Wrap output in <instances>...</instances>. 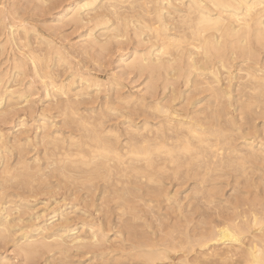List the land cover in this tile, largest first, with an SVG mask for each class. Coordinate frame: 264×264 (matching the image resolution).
I'll use <instances>...</instances> for the list:
<instances>
[{"label": "rangeland", "instance_id": "obj_1", "mask_svg": "<svg viewBox=\"0 0 264 264\" xmlns=\"http://www.w3.org/2000/svg\"><path fill=\"white\" fill-rule=\"evenodd\" d=\"M51 1L52 0H0V94H2L4 97L2 100L3 104H0V221L2 222L3 220L2 223L4 224L7 222V225L5 224L6 227H1L2 224H0V264H97V262L98 264H139L141 258L137 255V253L139 252V248L137 249V247H139V243L141 244V242H145L148 240L147 242L150 243L154 242L155 240L156 242L158 241L159 243H162L163 238L167 237L169 231V234H172L173 236L178 238L184 235V231H188L190 235H194L195 232L199 234L207 232L208 234V232H210L212 228L217 230L219 229V227L221 228L225 223H231L229 220H234V223L241 225L245 223V225L248 226V229H246L242 233V244H232V246L230 247L234 251L233 258L228 260L224 259L226 260L224 261L220 258L222 256L218 255L220 256L218 257L215 252L219 251L218 253L221 254V251L227 250V245H220V248H217V244L213 241L209 242L206 247L202 248L195 243L196 245L194 246V251H188L187 248L194 243H186L187 246H184L185 243L183 242V240L186 242L187 239H185V236H183L184 239H175L178 240L176 242H180L183 239L180 243L184 246V248L182 250L179 249L176 251L170 250V253H167L168 258H161L159 260H156L155 264H244V258L242 257V255H240V253H242L247 248V244H249L253 239L254 241L256 239L255 242H259L260 240L259 243L257 242L258 244H261V242L262 244H264V242L262 241L264 236V223L262 222L263 224H261L260 226L259 224L258 226H254L253 223L254 216H259V218L264 217V99H262L264 98V94L262 95L259 90L255 89V87H251L252 79L250 77L248 78V75L246 74H249L250 72H256L258 73L257 75L260 74V76L264 77V40L261 39V41L256 38L257 40H259L257 41L254 39V37V40L251 37L252 54L245 59L247 61H243L244 58L241 54L243 49L239 48L236 51V47L230 46V48L228 43L227 49L224 48L226 52H224L223 50L224 53H222V56L225 54V56L228 57L229 55V60L225 56L224 58L226 59V64H230L226 66L225 69L222 68L221 64H216L215 70L217 71L216 73L219 74L218 76L220 77V81L214 82L212 74L209 71H206V69L202 74L199 73V71H201L200 69H198V71H193V68L190 69V64L193 63V61L191 60L194 55V59H197L199 57L202 58L200 61H197L200 58L196 60L198 65L201 61L203 65L205 63L203 62V56L198 53V50L196 48L192 47L193 44H191L190 42L189 45L191 46L189 47V45H187V43H189V41L191 40H188L191 34L187 31L188 38L186 39L188 41H185V39L183 41L185 45H182L183 43L180 44L182 47L184 46V48L181 47L182 49H186L184 53H182L181 58L179 56L180 52H178L181 48L177 51L175 49L177 47L173 46V50H171L172 47L170 48L171 53L173 52V55L166 54L165 56L168 59L175 60V58L173 59L171 56L176 55L178 52V60L175 61L176 63L173 62L171 67L170 65L168 67L165 65V69L160 68L156 71H150L151 68L149 69V67H146L145 63H143L144 65H141V58L138 59V57H144L143 54H146L145 57H147V53L149 56V49L152 47V45H155V43L159 44L160 41L156 37H154V34H156L155 32L149 30V28L144 26V24L147 25V23L153 24V22L150 21L151 19H149V17L153 15L150 16L145 7L142 8L144 12H139V7H141V5H137L139 4L138 0H53V3ZM85 1L86 3L91 4L85 8L80 9V5L85 3ZM149 1L150 3L154 2V0ZM156 1H158V4L160 3L161 5L162 0ZM164 1L166 0H163V2ZM173 1L175 2L176 6L174 5V3H172L173 5H169L172 0H167L166 2H164L165 4L162 2V5H165L164 13L167 15L165 17L166 21L167 19H169L171 22H169V20L167 22H169L171 26L173 25V28L175 29V26L178 23L180 24V21L182 20V18L177 17V14L179 13L180 16V14L183 15V12H186V15H188V12H193V10L189 9V3L191 4V0H179V2H177L178 0ZM113 3H115V6L117 4V12H119L120 14L123 13V15H121L123 18L122 20H119L112 12L113 9L109 4ZM132 3H134L133 7L131 5ZM176 3H179L181 5V10ZM78 4L80 5L78 6ZM186 4L189 6H187L186 9H183L186 7ZM136 5L138 10L135 9ZM153 6L156 7V4L153 3ZM78 7L80 8L78 9ZM166 7H168L167 9L169 11L166 9ZM174 7H177L176 10ZM107 8L109 9V11H106ZM76 10L80 14V17L79 14L74 16ZM105 13L108 15L106 16L108 18L106 19V21L108 22L105 25L101 24L96 27V22L94 21L95 18L93 17ZM134 13H136L137 15ZM139 13H142V16ZM125 14L127 17H124ZM129 15L130 17L132 16L131 19L129 18ZM133 15L136 17H134ZM139 15L144 19V21H146H143V23L140 22L139 18L141 17H139ZM170 15L172 16L168 18V16ZM192 15L194 16V14ZM137 16L139 17V21L137 19ZM9 17L12 20H10ZM78 17L80 18V21ZM124 18H126V20ZM142 18L141 21L143 20ZM173 18L176 20V22L177 18H179L180 20L178 19L179 22L176 24ZM118 21L121 23L120 25L118 24ZM126 22L128 23V25H126ZM179 24L178 26L180 27ZM117 25H119V30H113V26L117 27ZM139 26L141 27V31H139ZM144 27L147 29H145ZM92 28H94V31L92 30ZM176 28L177 29H175V32L174 30H171V32L169 33H175L176 36L179 37L183 36L184 32H178L179 29L182 30V27L178 28L176 26ZM209 31L210 33H208ZM209 31H206V34H212L211 31H213V33L217 32L215 31V29H211ZM114 34H116V36ZM178 34H180L181 36ZM94 38L96 40H94ZM155 38L157 39V41H155ZM229 40L233 41L234 39L230 38ZM105 42H107L109 46L106 45L107 43L105 44ZM232 48L234 52H231ZM174 49L176 50V53ZM191 49L194 52L191 51ZM187 50L193 52L192 55L190 54V57L188 54L189 51ZM235 51L237 53H235ZM197 53L199 55H196ZM233 53L236 55H234ZM185 54L186 56H188L186 57ZM237 54L239 55L237 56ZM175 57L177 58V56ZM233 57H235V59H233L235 61L231 60ZM40 58L44 60H41ZM136 58L138 59V61L140 60L139 62L142 68H139L141 66H138V61L137 63H135L136 61L134 60ZM242 62L244 64H242ZM166 64L168 65V63ZM41 65H43L44 68ZM251 69L254 70L252 71ZM190 72L192 73L190 74ZM199 75L204 76L201 77ZM229 78H231V81H229ZM189 79H191L192 82ZM73 80L76 83H73ZM246 81L251 83V86H249V83H247ZM209 82H211V84H209ZM230 83L233 84L232 87H229ZM200 84H202V86L204 87H201ZM207 84H209V86ZM53 85H56L58 88L63 87L64 89L62 88V90L60 91L67 92L61 93L60 91H57V87H53ZM218 90L220 91L218 92ZM4 91L7 92L5 93ZM257 91L259 93H257ZM211 94L213 98L215 97L214 99L211 97ZM74 100L79 101L77 103ZM242 101L247 106L244 105ZM68 102L71 105L73 103V108L66 109L64 107V104H67ZM159 103L162 105L160 106L163 107V110L169 112L168 116L167 113L165 114L162 112L161 114V112L158 111L156 105H158ZM209 109H211L213 112ZM215 109H220L221 111ZM173 112L175 114V117ZM198 112L200 114H197ZM218 112L221 115L216 114ZM184 113L186 118H184ZM214 113L216 114V116ZM211 115L212 117L214 115L216 118L213 117V119ZM80 116H82V118ZM218 116L222 118H219ZM179 117L181 119H179ZM188 117L189 121L192 118H195L196 121L195 119L191 121L197 123L202 122L200 123L202 125L206 119L207 121L204 122V124L207 125V123H209L210 125L208 124L207 127L206 125H204V127L208 128L209 126L210 128L213 124H215L216 129L221 126L220 129L223 128L222 131L224 133L227 132V135H225L228 142H226L222 138L221 143L220 141H218L220 144L218 143L219 146L217 145L218 147L216 148L217 152L219 153H217L218 156L214 158V162L218 166L217 168H213L210 170L209 166L207 167V165L200 163H197L198 165L196 164L193 167L183 165L179 168L180 171L177 174L173 169H171L170 164H168V167H164L161 163V159H159L157 160V162H159L158 164L161 163L160 166H162L164 169H162L163 171L161 170V173L163 174L160 176L158 171V177L155 175V180L153 179L151 182H149L151 179L148 177L146 171H137L138 175H142V177H139L135 172L136 170L133 169V172L132 167L127 164V170L125 169L126 167L124 169L123 167H113L109 171L111 172L110 174L107 171V173L104 171H100L90 174L91 176L95 174V177H91L90 175L86 176L87 173H85V171H82L83 173H85V175H83L86 176V178L88 177V181L86 178V180H84V177L81 179L82 176L80 177L79 174L82 172H77L80 170H72L69 172L64 171L65 173L59 171L60 167L58 168V166L60 165V161L64 159L65 156H70L71 154V156L69 157L70 159H80V154L74 155L79 149V146H76L77 143L84 144V146L82 145L84 149L85 146L89 148V146H87L86 144L89 142V144L94 146L95 142L92 140V138H90V135L86 130H84L83 134V128L85 129V126L90 127L91 125H93V122L98 124V122L100 123L101 121V123L98 124L101 128V130H99L103 134H107L106 137L108 136V139H114V141H116L118 145H120V149H122V147H125L128 144L130 145V143L139 141L142 139V137L144 138L145 136L151 140V143H156V140L158 142V136H172V134L174 135V129H169L168 125L172 126V128H174L175 126L176 128V119L188 121ZM206 117L209 118L207 119ZM174 118L176 120V123L172 122ZM164 119H166V121ZM169 119L172 120L170 121ZM197 120H199V122ZM173 124L175 125L173 126ZM78 128L80 129L78 130ZM166 128H168L167 133L165 130ZM142 129L143 131H141ZM162 129L164 131L161 132ZM163 132L164 134L162 135L161 133ZM45 133L47 136L45 135ZM48 134H51V136L48 137ZM211 137L213 138V141H215V138L213 136ZM230 138L232 140H230ZM49 140L52 142H48ZM74 140L75 143H73ZM68 141H70L71 143H68ZM232 143L234 144V146H232ZM249 143L254 146V148L258 152V155L260 154L259 158L257 160H247V163L245 159L239 161L240 158L245 156L246 153L251 150V148L249 150L250 146H247V144ZM129 145L126 147L128 148ZM56 147H58L59 150ZM234 147H236L235 149L239 151H235L236 154L235 152L232 153V150H230ZM230 153L232 155H236L233 157V159L235 158L234 161L230 165L222 163L220 159L224 160L225 162V158L228 159V155ZM45 154H47V156ZM22 155L24 157H22ZM44 155L46 157H44ZM59 156H61L62 158ZM56 160L57 162H55ZM27 163L29 164V167ZM57 163L59 165H56ZM142 163L144 164L145 161H142L139 164ZM217 163H219L220 165H218ZM24 167H27L26 169L31 168L28 169V172L26 171L27 176L28 174H31V176H28L29 178L24 174ZM121 168V171L123 172L120 171ZM85 170H88V167H85ZM115 171L117 174L115 173ZM148 171L149 170H147V172ZM119 172L121 178L118 175ZM106 174H108V176L110 177L106 176ZM23 175L27 179L23 177ZM78 175L80 178L78 177ZM32 176L34 179L31 178ZM76 177H78L79 179ZM203 177H205L204 181H202ZM24 179H26V182ZM88 182L89 184H87ZM159 184H161L160 187L162 189V194L160 193L161 198L159 197V195H156V198V196L151 192L150 188L153 189L155 186H157V188H160L158 187ZM30 187L33 190H30ZM121 187L122 189H124L123 194L120 193ZM124 187H127V189ZM123 191L121 190V192ZM117 193H120V196ZM121 196H124V198H122ZM119 197H121L122 200ZM109 198L113 199L110 200ZM1 207L3 211L1 210ZM197 207L198 209H195ZM1 213H3L4 216H7V218H5L3 214L1 215ZM179 220L181 221L179 222ZM65 222L67 223V226L63 225ZM61 225L64 227H62ZM115 226H117V228H115ZM48 227L50 228V230H47L49 229ZM90 227L93 228V233L92 231L89 233V231L91 230ZM259 227H261V230H258ZM119 228H121V230ZM133 228H135L136 232ZM200 228H202L201 232H199ZM132 229L133 231H131ZM61 230L65 231L62 232ZM174 230L176 231V233ZM25 231L27 232L24 233ZM44 231L45 233L43 234ZM10 233L11 235H9ZM56 233H59V235L61 234L60 239ZM253 233L255 236L253 235ZM68 235L72 236L70 237ZM197 237L198 234H195L194 238L196 239ZM257 237L259 239H257ZM77 238H79V241ZM81 238H84V240L82 239V241ZM27 239H30V241H28ZM40 240L42 243L40 242ZM190 240L192 242L195 241L192 239ZM80 242L82 245L80 244ZM28 243L29 246L31 245L30 243H32L34 247L32 245V247L27 246ZM40 244L43 246H41ZM48 244L49 247H47ZM237 246H239V248H237ZM213 247L217 248V250H214ZM213 250L215 252H213ZM209 252H212L216 256H212L211 253L209 254ZM50 256H52V258ZM117 256L118 259L116 258ZM188 256L190 257L188 258ZM195 256L197 258L196 260H194ZM58 258H60L61 260ZM188 259H190L192 262L190 263V260L188 261Z\"/></svg>", "mask_w": 264, "mask_h": 264}, {"label": "bare ground", "instance_id": "obj_2", "mask_svg": "<svg viewBox=\"0 0 264 264\" xmlns=\"http://www.w3.org/2000/svg\"><path fill=\"white\" fill-rule=\"evenodd\" d=\"M53 1V0H52ZM51 1V2H52ZM56 1V0H55ZM93 1H95V0H93ZM93 1H91V2H93ZM118 1H120V0H118ZM135 1H137V0H135ZM167 1V0H166ZM166 1H164V2H166ZM205 1V2H204ZM47 2H49V1H47ZM46 2V3H47ZM58 2V1H57ZM88 2H90V1H88ZM108 2V1H107ZM134 2V1H133ZM162 2H163V0L161 1V5H160V3L158 4V1H156V0H154V2L153 3H155L156 4V7H154L153 6V3H152V6H151V3H150V1L149 0H138V3L139 4H137V5H141V7H139L140 9V11L139 12H144L143 11V7H145L146 8V10H147V12H149V14H150V16L151 15H153V16H151V17H149V19H151L150 21H152L153 22V24H148L147 23V25H145L144 24V26H146L147 28H149V30H151V31H153V32H155L156 34H154L155 36L154 37H156L160 42H159V44L157 43H155V45H152V51H151V48L149 49V56H148V53H147V57H145V55L146 54H143L144 55V57L143 56H141V57H138L137 55H136V53H135V55L138 57V59L139 58H141L140 60H141V65L143 64V63H145V66L146 67H149V69H150V71L152 70V71H156L157 69H160V68H164L165 67V65L168 67L169 65H170V67L172 66V63L174 62V63H176L175 61L176 60H178V52H180V58H181V55H182V53H184V51L186 50V49H182V48H184V46L182 47L180 44H182L183 43V41L186 39V38H188V32L191 34V36H190V38H188V40H190L189 41V43H187V45H189L190 44V42H191V44H193L192 45V47L193 48H196L197 50H198V53L199 54H201L202 56H203V62L205 63L204 65L201 63H199V65L197 64V61H200L202 58H197V59H199V60H197V59H194V56H193V58H192V60L191 61H193V63L192 64H190L191 66H190V69H192L193 68V71L195 70V71H198V69H200L201 71H199V73L200 74H202L203 73V71L206 69V71H209L211 74H212V76H213V81L214 82H219L220 81V77L218 76L219 74H217L216 72V70H215V66H216V64L218 65V63L219 64H221V66H222V68L223 69H225V67L226 66H228L229 64L227 63L226 64V59L224 58V56H225V54L222 56V53H224V52H226L225 50H224V48H226L227 49V47H228V43H229V47L230 46H232V47H236V51H237V49H239V48H241V49H243V51L241 52V54H242V57L244 58L243 59V61H247V60H245L247 57H249V55H251L252 54V46H251V43H252V41H251V37H252V39H253V37H254V39L255 40H257V39H259V40H264V0H191V4L189 3V5H187L186 4V7L185 8H183V9H186L187 8V6H189V9L190 10H193V12H191V11H187L188 12V15H186V12H183V15H181L180 14V16H179V13L177 14L178 16L177 17H179V18H182V20L180 21V24L178 23L179 21H178V19L179 18H177V22H176V20L174 19V21H175V23L177 24H179L180 25V27L178 26V24L176 25L178 28H181L182 27V30L181 29H179V31L178 32H184L183 33V36H181L180 34H178V35H180L181 37H179V36H176V34L175 33H169V32H171V30L173 31L174 30V32L176 31L175 29H177L176 28V26H175V29L173 28V25L171 26V24L169 23V22H171L169 19H167V21L169 20V22H167L166 21V19H165V17L167 16L165 13H164V10H165V5H162ZM163 2V3H164ZM170 2V1H169ZM177 2H179V0L177 1ZM53 3V2H52ZM55 3V2H54ZM85 3H86V1H85ZM83 3V4H78V6L80 5V7H78V9L80 8V9H82V8H85V7H87V6H89L91 3ZM123 3H125V2H123ZM135 3V2H134ZM134 3H132L131 5H132V7L134 6ZM150 3V4H149ZM172 3H174V5H175V2L172 0V2L171 3H169V5L171 4V5H173ZM181 3V2H180ZM188 3V2H187ZM95 4V3H94ZM147 4H148V6H147ZM165 4V3H164ZM177 4V3H176ZM42 5H44V4H42ZM58 5V4H57ZM109 5H111V8L113 9L112 10V12L116 15V17L120 20H122L123 18H122V16L121 15H123V13L122 14H120L119 12H117V8L118 7H116L117 6V4H116V6H115V3H113V4H109ZM137 5H136V8L135 9H137L138 10V8H137ZM158 5V6H157ZM167 5V4H166ZM180 4L178 3L177 4V6L179 7V9L181 10L182 8H181V5L179 6ZM183 5V4H182ZM77 6V5H76ZM120 6V5H119ZM122 6V5H121ZM124 6V5H123ZM176 6V5H175ZM258 6H259V8H258ZM154 7V8H153ZM173 7V6H172ZM183 7V6H182ZM144 8V9H145ZM151 8V9H150ZM168 7H166V9H167ZM175 8V7H174ZM177 8V7H176ZM176 8H175V10H176ZM77 9V8H76ZM188 9V10H189ZM124 10H126V9H124ZM133 10V9H132ZM136 10V11H137ZM145 10V11H146ZM168 10V9H167ZM171 10V9H170ZM174 10V9H173ZM81 11V10H80ZM79 11V12H80ZM93 11V10H92ZM96 11V10H95ZM106 11H109V9L107 8V10ZM119 11V10H118ZM128 11V10H127ZM135 11V12H136ZM169 11V10H168ZM104 12V11H103ZM167 12V11H166ZM75 13V12H74ZM81 13V12H80ZM94 13V12H93ZM100 13H101V11H100ZM107 13V12H106ZM99 14V15H97V16H92L93 18H95V22H96V24H95V26L97 27L98 25H101V24H106L108 21H106V19H108L106 16H108L107 14ZM127 13H129V12H127ZM168 13V12H167ZM173 13V12H172ZM194 14V16L192 15V14ZM13 14V13H12ZM77 14H79L78 12H77V10H76V13H75V15L74 16H76ZM86 14V13H85ZM131 14V13H130ZM133 14V13H132ZM134 14H136V13H134ZM140 14V13H139ZM142 14V13H141ZM140 14V15H141ZM148 14V13H147ZM165 14V15H164ZM175 14V13H174ZM184 14H185V16H184ZM191 14V15H190ZM8 15V14H7ZM114 15V16H115ZM137 15V14H136ZM139 15V17H141ZM169 15V14H168ZM173 15V14H172ZM172 15H170V16H168V18H170ZM88 16V15H87ZM134 16V15H133ZM181 16H183V17H181ZM70 17H72V16H70ZM79 17H80V14H79ZM78 17V18H79ZM89 17V16H88ZM124 17H127L126 16V14H125V16ZM134 17H136V16H134ZM138 16H137V19L139 18ZM153 17V18H152ZM3 18H4V16H3ZM2 18V19H3ZM10 18V17H9ZM115 18V17H114ZM129 18L131 19L132 18V16L130 17V15H129ZM142 18V17H141ZM141 18H139L140 19V22H142L143 23V21H144V19L141 21ZM6 19V18H5ZM117 19V20H118ZM125 20H126V18H124ZM139 19H138V21H139ZM10 20H12L11 18H10ZM81 20H82V18H81ZM87 20H88V18H87ZM90 20V19H89ZM128 20V19H127ZM135 20V19H134ZM133 20V21H134ZM172 20V19H171ZM180 20V19H179ZM79 21H80V18H79ZM86 21V20H85ZM91 21H93V20H91ZM132 21V22H133ZM146 21V20H145ZM144 21V22H145ZM83 22V21H82ZM119 22V21H118ZM149 22V21H148ZM89 23H91V22H89ZM127 23V22H126ZM129 23H131V22H129ZM138 23V22H137ZM136 23V24H137ZM169 23V24H168ZM174 23V22H173ZM34 24V23H33ZM80 24V23H79ZM78 24V25H79ZM83 24V23H82ZM119 25L121 24L120 22L118 23ZM115 25H116V23H115ZM114 25V26H115ZM119 25H117V27H114L113 26V30H115V29H118L119 30V28H118V26ZM126 25H128V23L126 24ZM86 26V25H85ZM94 26V25H93ZM135 27V26H134ZM138 27V26H137ZM140 27V26H139ZM22 28V27H21ZM107 28V27H106ZM109 28V27H108ZM145 28V27H144ZM147 28H145V29H147ZM171 28H173V29H171ZM90 29V28H89ZM94 28H92V30H93ZM110 29V28H109ZM211 29H215V31H217V32H215V33H213V31H211L212 32V34H206V31L208 32L209 30H211ZM27 30V29H26ZM91 30V31H92ZM106 30V29H105ZM121 30V29H120ZM136 30H137V28H136ZM90 31V30H89ZM94 31V30H93ZM111 31V30H110ZM117 31V30H116ZM116 31H115V33H116ZM139 31H141V27H140V30ZM188 31V32H187ZM152 32V33H153ZM109 33V32H108ZM208 33H210V31L208 32ZM254 33V34H253ZM100 34V33H99ZM105 34V33H104ZM189 34V35H190ZM252 34H253V36H252ZM14 35V34H13ZM28 35V34H27ZM111 35V34H110ZM115 36H116V34H114ZM88 36H89V32H88ZM113 36V35H112ZM187 36V37H186ZM97 37V36H96ZM140 37V36H139ZM152 37V36H151ZM23 38V37H22ZM90 38V37H89ZM150 38V37H149ZM155 38V39H156ZM230 38H233L234 40L232 41V40H229ZM257 38V39H256ZM103 39V38H102ZM109 39V38H108ZM140 39V38H139ZM152 39H154V38H152ZM157 39L155 40V41H157ZM253 39V40H254ZM94 40H96L95 38H94ZM144 40H146V39H144ZM187 39L185 40V41H188ZM229 40V41H228ZM259 40H257V41H259ZM261 40V41H262ZM99 41V40H98ZM149 41V40H148ZM153 41V40H152ZM251 41V42H250ZM256 41V42H257ZM260 41V42H261ZM22 42V41H21ZM24 42V41H23ZM97 42V41H96ZM108 42V41H107ZM107 42H105V44L107 43ZM118 42V41H117ZM91 43H93V42H91ZM95 43V42H94ZM102 43V42H101ZM104 43V42H103ZM154 43H152V44H154ZM263 43V42H262ZM98 44V43H97ZM149 44V43H148ZM232 44H234V45H232ZM24 45V44H23ZM22 45V46H23ZM106 45H108L109 46V44L107 43ZM147 45V44H146ZM182 45H185L184 43L182 44ZM186 45V46H187ZM227 45V46H226ZM107 46V47H108ZM173 46L175 47H177V48H175L177 51L180 49V51H178L177 52V54L176 55H174V56H171V55H173V52L171 53V50H173ZM191 45H189V47H190ZM146 47V46H145ZM172 47V48H171ZM263 47V46H262ZM148 48V47H147ZM170 48H171V50H170ZM192 48V49H193ZM231 48V47H230ZM174 49V50H175ZM191 49V51H193ZM55 50V49H54ZM58 50V49H57ZM134 50V49H133ZM176 50H175V53H176ZM223 50H224V52H223ZM234 50H235V48H234ZM264 50V49H263ZM151 51V52H150ZM183 51V52H182ZM187 51H189V57H190V54L192 55V53L194 52H191L190 50H187ZM230 51V50H229ZM235 51V53H237ZM37 52V51H36ZM146 52V51H145ZM231 52H234L233 51V48L231 49ZM61 53V52H60ZM196 54V55H199V54ZM70 54V53H69ZM166 54H171L170 56L174 59L175 58V60H172V59H168L165 55ZM231 54V53H230ZM234 54V53H233ZM232 54V55H233ZM239 54H240V52H239ZM239 54H237V56L239 55ZM234 55H236V54H234ZM42 56V55H41ZM59 56V55H58ZM70 56V55H69ZM175 56H177V58L175 57ZM185 56H186V54H185ZM188 56V55H187ZM186 56V57H187ZM231 56V55H230ZM241 56V55H240ZM34 57V56H33ZM36 57V56H35ZM143 57V58H142ZM165 57V58H164ZM197 57V56H196ZM226 58H228V60H229V55H228V57L227 56H225ZM236 57V56H235ZM235 57H233L231 60H233V59H235ZM252 57V56H251ZM39 58V57H38ZM41 58H43V57H41ZM40 58V59H41ZM185 58V57H184ZM231 58V57H230ZM241 58V57H240ZM34 59V58H33ZM32 59V60H33ZM133 59H134V57H133ZM137 59V58H136ZM134 60V61H136L135 63H137V61H138V59L137 60ZM189 59V58H188ZM239 59V58H238ZM28 60V59H27ZM41 60H44V59H41ZM139 60V61H140ZM197 60V61H196ZM48 61V60H47ZM131 61V60H130ZM138 61V66H141L140 65V62ZM166 61V62H165ZM179 61H180V59H179ZM178 61V62H179ZM233 61H235V60H233ZM229 62V61H228ZM18 63V62H17ZM39 63V62H38ZM43 63V62H42ZM55 63V62H54ZM128 63V62H127ZM134 63V64H135ZM166 63H168V65L166 64ZM36 64H37V61H36ZM35 64V65H36ZM133 64V63H132ZM183 64H184V62H183ZM187 64V63H186ZM242 64H244L243 62H242ZM255 64V63H254ZM15 65H17V64H15ZM126 65V64H125ZM130 65V64H129ZM128 65V66H129ZM137 65V64H136ZM144 65V64H143ZM246 65V64H245ZM263 65V64H262ZM43 68H44V66L43 65H41ZM137 66V67H138ZM175 66V65H174ZM177 66V65H176ZM179 66V65H178ZM252 66V65H251ZM36 67H38V66H36ZM130 67V66H129ZM181 67V66H180ZM243 67V66H242ZM23 68V67H22ZM139 68H142V66L141 67H139ZM175 68V67H174ZM177 68V67H176ZM188 68V67H187ZM241 68V67H240ZM246 68H248V67H246ZM14 69V68H13ZM16 69H17V67H16ZM144 69V68H143ZM147 69V68H146ZM165 69V68H164ZM179 69V68H178ZM228 69V68H227ZM250 69V68H249ZM23 70V69H22ZM38 70V69H37ZM40 70V69H39ZM69 70H70V68H69ZM237 70V69H236ZM241 70V69H240ZM246 70V69H245ZM248 70V69H247ZM252 71L254 70V69H251ZM250 70V71H251ZM48 71V70H47ZM141 71V70H140ZM139 71V72H140ZM177 71H179V70H177ZM205 71V72H206ZM243 71V70H242ZM249 71V70H248ZM164 72V71H163ZM172 72V71H171ZM204 72V73H205ZM238 72V71H237ZM255 72V71H254ZM36 73V72H35ZM169 73V72H168ZM176 73V72H175ZM188 73V72H187ZM192 72H190V74H191ZM198 73V72H197ZM197 73H196V75H197ZM41 74H42V71H41ZM72 74V73H71ZM150 74V73H149ZM234 74V73H233ZM247 75H248V78L250 77L251 79H252V84L251 83H249V82H247V83H249V86H251L252 88L253 87H255V89H257V90H259V92L263 95L264 94V77L263 76H260V74L259 75H257L258 73H252V72H250L249 74L248 73H246ZM73 75V74H72ZM175 75H177V74H175ZM246 75V76H247ZM43 76V75H42ZM199 76H201V75H199ZM202 76H204V75H202ZM201 76V77H202ZM207 76V75H206ZM244 76V75H243ZM261 78H260V77ZM24 77V76H23ZM189 77H190V75H189ZM198 77V76H197ZM263 77V78H262ZM2 78V77H1ZM72 78V77H71ZM74 78V77H73ZM158 78V77H157ZM174 78V77H173ZM236 78V77H235ZM45 79V78H44ZM85 79V78H84ZM152 79V78H151ZM194 79V78H193ZM201 79V78H200ZM79 80V79H78ZM154 80V79H153ZM187 80H188V78H187ZM190 81H191V79H189ZM236 80V79H235ZM239 80V79H238ZM249 80V79H248ZM2 81V80H1ZM84 81V80H83ZM149 81H150V79H149ZM198 81V80H197ZM207 81V80H206ZM229 81H231V78H229ZM233 81V80H232ZM192 82V81H191ZM244 82V81H243ZM45 83V82H44ZM70 83V82H69ZM73 83H76V82H74V80H73ZM80 83V82H79ZM197 83V82H196ZM207 83V82H206ZM14 84V83H13ZM12 84V85H13ZM56 84V83H55ZM78 84V83H77ZM209 84H211V82H209ZM209 84H207L208 86H209ZM251 84V85H250ZM23 85V84H22ZM57 85V84H56ZM56 85H53V87H57ZM196 85V84H195ZM195 85H194V87H195ZM201 85V87H204V86H202V84H200ZM59 86V85H58ZM92 86V85H91ZM189 86V85H188ZM199 86V85H198ZM211 86V85H210ZM233 86V84L232 83H230V85H229V87H232ZM49 87V86H48ZM47 87V88H48ZM66 87V86H65ZM95 87V86H94ZM246 87V86H245ZM250 87V88H251ZM29 88V87H28ZM61 88V87H60ZM60 88H56L57 89V91H60V90H62V88L60 89ZM206 88V87H205ZM212 88V87H211ZM242 88V87H241ZM6 89V88H5ZM64 89V88H63ZM66 89V88H65ZM85 89V88H84ZM148 89V88H147ZM200 89H202V88H200ZM230 89V88H229ZM3 90V89H2ZM11 90H13V89H11ZM18 90V89H17ZM69 90V89H68ZM149 90V89H148ZM244 90H245V88H244ZM247 90V89H246ZM253 90V89H252ZM197 91V90H196ZM220 90H218V92H219ZM248 91V90H247ZM5 92V91H4ZM7 92V91H6ZM5 92V93H6ZM47 92V91H46ZM54 92V91H53ZM56 92V91H55ZM61 92V91H60ZM67 92V91H66ZM66 92H61V93H66ZM191 92V91H190ZM204 92V91H203ZM209 92H210V90H209ZM212 92V91H211ZM223 92V91H222ZM221 92V93H222ZM254 92H256V91H254ZM258 91H257V93H259ZM1 93H2V91H1ZM19 93V92H18ZM61 93H60V95H61ZM78 93H80V92H78ZM82 93H84V92H82ZM229 93V92H228ZM250 93V92H249ZM4 94V93H3ZM11 94V93H10ZM13 94V93H12ZM29 94V93H28ZM73 94V93H72ZM77 94V93H76ZM184 94V93H183ZM197 94V93H196ZM252 94V93H251ZM254 94V93H253ZM7 95V94H6ZM25 95V94H24ZM220 95V94H219ZM57 96V95H56ZM58 96H59V94H58ZM65 96V95H64ZM74 96V95H73ZM231 96V95H230ZM255 96V95H254ZM9 97V96H8ZM51 97V96H50ZM53 97V96H52ZM191 97V96H190ZM211 97H212V94H211ZM219 97V96H218ZM261 97V96H260ZM264 97V96H263ZM3 95L2 94H0V104L2 103V100H3ZM47 98V97H46ZM138 98V97H137ZM207 98V97H206ZM213 98V97H212ZM215 98V97H214ZM213 98V99H214ZM221 98V97H220ZM229 98V97H228ZM239 98V97H238ZM254 98V97H253ZM52 99V98H51ZM54 99V98H53ZM187 99V98H186ZM194 99V98H193ZM230 99V98H229ZM244 99V98H243ZM250 99H251V97H250ZM262 99H264V98H262ZM57 100V99H56ZM77 100V99H76ZM76 100H74V101H76ZM86 100V99H85ZM222 100V99H221ZM249 100V99H248ZM27 101V100H26ZM79 101V100H78ZM78 101H76L77 103H78ZM81 101V100H80ZM130 101V100H129ZM208 101V100H207ZM218 101V100H217ZM225 101V100H224ZM83 102V101H82ZM167 102V101H166ZM247 102V101H246ZM263 102V101H262ZM57 103V102H56ZM75 103V102H74ZM145 103V102H144ZM158 103V102H157ZM193 103V102H192ZM241 103V102H240ZM242 103H243V101H242ZM248 103V102H247ZM3 104V103H2ZM55 104V103H54ZM59 104H61V103H59ZM79 104H80V102H79ZM165 104H167V103H165ZM185 104V103H184ZM194 104V103H193ZM198 104V103H197ZM219 104V103H218ZM244 104V103H243ZM53 105V104H52ZM74 105H76V104H74ZM158 105H159V107H158ZM158 105H156L157 106V108H158V111H160L161 112V114H162V112L163 113H167V116H168V113L169 112H167L166 110H163V107H161L162 105L159 103ZM161 105V106H160ZM169 105V104H168ZM167 105V106H168ZM244 105H246V104H244ZM259 105V104H258ZM150 106H152V105H150ZM155 106V105H154ZM155 106V107H156ZM188 106V105H187ZM195 106V105H194ZM199 106V105H198ZM209 106V105H208ZM214 106V105H213ZM221 106V105H220ZM231 106V105H230ZM247 106V105H246ZM249 106H250V104H249ZM252 106V105H251ZM254 106V105H253ZM56 107V106H55ZM64 107L67 109H69V108H73V103H72V105L68 102L67 104H64ZM130 107V106H129ZM193 107V106H192ZM215 107V106H214ZM260 107V106H259ZM53 108H54V106H53ZM64 108V109H65ZM175 108V107H174ZM218 108V107H217ZM244 108H246V107H244ZM250 108V107H249ZM63 109V108H62ZM152 109V108H151ZM155 109V108H154ZM173 109V108H172ZM195 109V108H194ZM251 109V108H250ZM76 110V109H75ZM131 110V109H130ZM142 110V109H141ZM179 110V109H178ZM209 110H211V109H209ZM215 110H219V111H221L220 109H215ZM243 110V109H242ZM246 110V109H245ZM45 111V110H44ZM60 111V110H59ZM64 111V110H63ZM78 111H80V110H78ZM104 111V110H103ZM169 111V110H168ZM196 111V110H195ZM208 111V110H207ZM212 111V110H211ZM223 111V110H222ZM252 111V110H251ZM254 111V110H253ZM82 112V111H81ZM186 112V111H185ZM189 112V111H188ZM194 112V111H193ZM213 112V111H212ZM211 112V113H212ZM250 112V111H249ZM45 113H47V112H45ZM61 113V112H60ZM75 113H76V111H75ZM85 113V112H84ZM101 113V112H100ZM157 113V112H156ZM221 113H223V112H221ZM227 113H228V111H227ZM160 114V113H159ZM171 114H172V112H171ZM173 114H174V112H173ZM197 114H200L199 112L197 113ZM215 114V113H214ZM216 114H220L219 112L218 113H216ZM216 114H215V116H216ZM261 114V113H260ZM76 115H77V113H76ZM81 115V114H80ZM178 115H179V113H178ZM221 115V114H220ZM240 115V114H239ZM171 116V115H170ZM173 116V115H172ZM184 116H185V113H184ZM195 116V115H194ZM214 115H213V117L214 118H216ZM223 116V115H222ZM72 117V116H71ZM81 118H82V116H80ZM100 117H101V115H100ZM108 117V116H107ZM130 117V116H129ZM164 117V116H163ZM174 117H175V114H174ZM181 117V116H180ZM179 117V119H181ZM190 117V116H189ZM189 117H188V121H185V120H178V119H176L177 120V124H176V128H175V124H173V126H174V128H172V126H170V125H168L169 127V129H174V135L172 134V136H169V135H163L164 134V132L163 133H161L163 136H158V142H157V140H156V143H151V140L148 138V137H142V139L141 140H139V141H136V142H134V143H130V145H129V147L127 148L126 146H128V145H126L125 147H122V149H120V145H118V143L116 142V141H114V139L113 140H110V139H108L107 137H106V135L107 134H103L100 130H101V128L99 127V125L98 124H100L101 123V121H100V123L98 122V124H96L95 122H93V125H91L90 127H86L85 126V129L83 128V126H82V128H83V134H84V130H86L87 131V133L90 135V138H92V140L95 142V144H94V146L93 145H91V144H89V143H86L87 144V146H89V148H87L86 146H85V149L83 148V146H84V144H80V143H77L76 144V146L78 147L79 146V149L77 150V152H76V154H74V155H81V157H80V159L79 158H77V159H70L69 157L71 156V154H70V156L69 155H67V156H65V158L64 159H60L61 161H60V165L57 163L56 165H59L58 166V168H59V171L60 172H64V171H72V170H80V171H77L78 173H80V172H82V171H85V173H87L86 174V176H88V175H90L91 173H96V172H100V171H104V172H109L110 171V169L111 168H120V167H123V169L127 166V165H129L130 167H132V171L134 172V170H136L135 172H136V174L138 173L137 171H146V173L148 174V177L151 179H149L150 181L149 182H151L153 179H154V177H155V175L158 177V171H159V175L161 176L163 173H161V170L163 169V167L162 166H160L161 165V163H162V165L164 166V167H168V164H170L171 166V169H173L174 170V172L175 173H177L178 174V172L180 171L179 170V168L181 167V166H183V165H186V166H191V167H193V166H195L197 163H200V164H205V165H207V167L209 166V168H210V170L211 169H213V168H217L218 166L216 165V163L214 162V158L215 157H217L218 156V152H217V147L219 146L218 145V141H220V143H221V140H222V138H223V140H225L226 142H228L227 141V138H226V135H227V132L226 133H224L222 130H223V128L222 129H220L221 128V126L219 127V128H215V124H213L212 125V127H210L209 128V126H208V128H206L207 127V125L209 124V123H207V125L206 124H204V122H206L207 120L205 119V121L203 122V125L202 124H200V123H202V122H199V120H197L199 123H197V122H192L193 121V119H195V118H192L190 121H189ZM196 117V116H195ZM211 117H212V115H211ZM212 117V118H213ZM219 117V116H218ZM230 117V116H229ZM48 118V117H47ZM148 118V117H147ZM156 118V117H155ZM161 118V117H160ZM171 118V117H170ZM183 118V117H182ZM184 118H186V116L184 117ZM207 118V117H206ZM209 118V117H208ZM207 118V119H208ZM213 118V119H214ZM219 118H222V117H219ZM66 119H67V117H66ZM65 119V120H66ZM71 119V118H70ZM85 119V118H84ZM83 119V120H84ZM200 119H201V117H200ZM204 119V118H203ZM202 119V120H203ZM49 120V119H48ZM52 120V119H51ZM165 121H166V119H164ZM167 120H168V117H167ZM170 120V119H169ZM172 120V119H171ZM170 120V121H171ZM175 120V118L173 119V121L172 122H175L176 121ZM218 120V119H217ZM220 120V119H219ZM73 121V120H72ZM169 121V122H170ZM195 121H196V119H195ZM86 122V121H85ZM209 122V121H208ZM72 123V122H71ZM76 123V122H75ZM88 123V122H87ZM108 123V122H107ZM164 123V122H163ZM168 123V122H167ZM176 123V122H175ZM215 123H216V120H215ZM220 123V122H219ZM236 123V122H235ZM73 124H74V122H73ZM84 124V123H83ZM89 124V123H88ZM145 124V123H144ZM169 124H171V123H169ZM43 125V124H42ZM53 125H54V123H53ZM78 125V124H77ZM87 125V124H86ZM90 125V124H89ZM150 125V124H149ZM162 125V124H161ZM166 125V124H165ZM204 125H206V127H204ZM210 125V124H209ZM219 125V124H218ZM227 125V124H226ZM52 126V125H51ZM75 126V125H74ZM93 126V127H92ZM104 126V125H103ZM154 126V125H153ZM213 126H214V128H213ZM225 126V125H224ZM228 126V125H227ZM78 127H80V126H78ZM149 127V126H148ZM156 127V126H155ZM167 127V126H166ZM223 127V126H222ZM237 127V126H236ZM43 128V127H42ZM75 128V127H74ZM163 128V127H162ZM168 128H166L165 130H166V133H167V130H168ZM40 129V128H39ZM48 129V128H47ZM80 128H78V130H79ZM100 129V130H99ZM103 129V128H102ZM126 129V128H125ZM145 129V128H144ZM151 129H153V128H151ZM233 129V128H232ZM45 130V129H44ZM136 130V129H135ZM134 130V131H135ZM148 130V129H147ZM157 130V129H156ZM81 131V130H80ZM102 131H104V130H102ZM108 131V130H107ZM126 131V130H125ZM141 131H143V129L141 130ZM158 131V130H157ZM162 131H164L163 129L161 130V132ZM171 131H173V130H171ZM225 131H228V130H225ZM131 132V131H130ZM147 132V131H146ZM145 132V133H146ZM160 132V131H159ZM158 132V133H159ZM255 132V131H254ZM47 133V132H46ZM46 133H45V135H46ZM56 133V132H55ZM86 133V132H85ZM105 133V132H104ZM120 133V132H119ZM125 133H127V132H125ZM143 133V132H142ZM152 133V132H151ZM157 133V134H158ZM170 133H172V132H170ZM229 133V132H228ZM27 134V133H26ZM134 134H136V133H134ZM134 134H132V135H134ZM154 134V133H153ZM226 134V135H225ZM230 134V133H229ZM228 134V135H229ZM245 134V133H244ZM56 135V134H55ZM148 135V134H147ZM171 135V134H170ZM47 136V135H46ZM49 136H51V134L49 135L48 134V137ZM84 136V135H83ZM115 136H117V135H115ZM114 136V137H115ZM144 136V135H143ZM211 136H213L214 138H215V141H213V138L211 137ZM255 136V135H254ZM45 137V136H44ZM47 137V138H48ZM120 137V136H119ZM118 137V138H119ZM129 137V136H128ZM135 137H136V135H135ZM238 137V136H237ZM242 137H243V135H242ZM257 137V136H256ZM36 138V137H35ZM47 138H45V139H47ZM74 138H75V136H74ZM73 138V139H74ZM85 138H87V137H85ZM154 138H156V137H154ZM28 139H30V138H28ZM50 139V138H49ZM131 139H132V137H131ZM131 139H130V141H131ZM137 139V138H136ZM244 139V138H243ZM255 139V138H254ZM253 139V140H254ZM43 140H44V138H43ZM55 140V139H54ZM85 140V139H84ZM88 140V139H87ZM118 140V139H117ZM155 140V139H154ZM154 140H153V142H154ZM169 140H171V141H169ZM230 140H232L231 138H230ZM63 141V140H62ZM126 141V140H125ZM129 141V142H130ZM224 141V142H225ZM234 141V140H233ZM15 142V141H14ZM13 142V143H14ZM48 142H52V141H48ZM70 141H68V143H69ZM133 142V141H132ZM71 143V142H70ZM73 143H75V140H74V142ZM120 143V142H119ZM219 143V144H220ZM264 143V142H263ZM43 144H45V143H43ZM48 144V143H47ZM62 144V143H61ZM85 144V145H86ZM229 144H230V142H229ZM233 144V143H232ZM231 144V145H232ZM17 145V144H16ZM29 145V144H28ZM83 145V146H82ZM218 145V146H217ZM223 145V144H222ZM250 146L249 147V150H250V148H251V150L249 151V150H247V151H249V152H247L246 153V155L245 156H243L242 158H240L239 159V161L240 160H246V163H247V160L248 161H251V160H257L258 158H259V155H258V152H257V150L254 148V146L252 145V144H247V146ZM26 146V145H25ZM41 146V145H40ZM69 146V145H68ZM67 146V147H68ZM73 146V145H72ZM123 146H124V144H123ZM232 146H234V144L232 145ZM237 146V145H236ZM263 146V145H262ZM19 147V146H18ZM27 147V146H26ZM49 147V146H48ZM74 147V146H73ZM220 147H221V145H220ZM238 147V146H237ZM261 147V146H260ZM264 147V146H263ZM56 148H58V147H56ZM55 148V149H56ZM231 148V147H230ZM229 148V149H230ZM236 147H234V148H232V149H230V150H232V153H234L235 151L236 152H239L238 150H236L235 149ZM68 149V148H67ZM125 149V150H124ZM242 149V148H241ZM54 150V149H53ZM58 150H59V148H58ZM75 151V150H74ZM243 151V150H242ZM59 152V151H58ZM236 152H235V154H236ZM246 152V151H245ZM18 153V152H17ZM31 153V152H30ZM54 153V152H53ZM218 153V154H217ZM61 154V153H60ZM60 154H58V155H60ZM24 155V154H23ZM22 155V157H24ZM46 156H47V154H45ZM44 155V157H46ZM230 155V156H229ZM228 155V159H226L225 158V162H224V160H222V159H220L221 161H222V163H226V164H231L233 161H234V159H233V157L234 156H236V155H232L231 153ZM262 155V154H261ZM240 156V155H239ZM59 157H61V156H59ZM78 157V156H77ZM158 157H160V158H158ZM241 157V156H240ZM4 158V157H3ZM51 158V157H50ZM55 158V157H54ZM62 158V157H61ZM156 158H158V159H156ZM224 158V157H223ZM24 159V158H23ZM159 159H161V163L160 164H158L159 162H157V160H159ZM5 160H6V158H5ZM218 160V159H217ZM45 161V160H44ZM54 161V160H53ZM142 161H145V163L143 164H139L140 162H142ZM22 162V161H21ZM20 162V163H21ZM55 162H57V160L55 161ZM263 162V161H262ZM30 163V162H29ZM32 163V162H31ZM54 163V162H53ZM221 163V164H222ZM236 163V162H235ZM234 163V164H235ZM28 164V163H27ZM38 164V163H37ZM47 164V163H46ZM51 164V163H50ZM127 164V165H126ZM218 165H220L219 163H217ZM225 164V165H226ZM16 165V164H15ZM19 165V164H18ZM22 165V164H21ZM25 165V164H24ZM32 165V164H31ZM53 165V164H52ZM198 165V164H197ZM204 165V166H205ZM213 165H216V166H213ZM243 165V164H242ZM4 166H5V163H4ZM14 166V165H13ZM23 166V165H22ZM34 166H35V164H34ZM19 167V166H18ZM28 167H29V164H28ZM38 167V166H37ZM45 167V166H44ZM55 167H57V166H55ZM85 167H88V170H85ZM201 167V166H200ZM228 167H230V166H228ZM235 167V166H234ZM3 168H5V167H3ZM27 167H24V170H25V173L24 172H22V173H24L25 175H26V173L29 171L28 169H31V168H28V169H26ZM53 168V167H52ZM188 168V167H187ZM220 168V167H219ZM21 169V168H20ZM34 169V168H33ZM39 169V168H38ZM50 169H51V167H50ZM87 169V168H86ZM126 170H127V167L125 168ZM134 169V170H133ZM182 169V168H181ZM195 169H197V168H195ZM205 169H208V168H205ZM227 169V168H226ZM243 169V168H242ZM48 170V169H47ZM53 170V169H52ZM118 170V169H117ZM122 170V168L120 169V171ZM147 170H149L148 172H147ZM164 170V169H163ZM162 170V171H163ZM3 171V170H2ZM5 171V170H4ZM22 171V170H21ZM27 171V172H26ZM31 171V170H30ZM56 171V170H55ZM112 171V170H111ZM113 171H114V169H113ZM130 171H131V168H130ZM168 171V170H167ZM195 171H197V170H195ZM245 171V170H244ZM41 172H43V171H41ZM103 172V173H104ZM106 172V173H107ZM121 172H123V171H121ZM132 172V173H133ZM166 172V171H165ZM173 172V173H174ZM186 172V171H185ZM208 172V171H207ZM206 172V173H207ZM1 173H3V172H1ZM12 173V172H11ZM22 173H21V176H22ZM65 173V172H64ZM63 173V174H64ZM85 173H80L79 175H80V177H81V179L84 177V180H86L87 179V181H88V177L86 178V176H84L85 175ZM102 173V172H101ZM111 172H109V174H110ZM114 173V172H113ZM113 173H112V175H113ZM115 173H116V171H115ZM126 173V172H125ZM161 173V174H160ZM191 173V172H190ZM196 173V172H195ZM237 173V172H236ZM248 173V172H247ZM34 174V173H33ZM41 174V173H40ZM54 174V173H53ZM71 174V173H70ZM82 174V175H81ZM84 174V175H83ZM117 174V173H116ZM115 174V175H116ZM123 174V173H122ZM144 174V173H143ZM169 174V173H168ZM186 174H188V173H186ZM199 174V173H198ZM211 174V173H210ZM8 175V174H7ZM31 176V174H28V176ZM44 175V174H43ZM62 175V174H61ZM68 175H69V173H68ZM79 175H78V177H79ZM119 177H120V172H119ZM124 175V174H123ZM122 175V176H123ZM126 175V174H125ZM138 175V174H137ZM27 176V175H26ZM27 176V177H28ZM60 176V175H59ZM91 176V175H90ZM93 177H95V174L94 175H92ZM91 176V177H92ZM106 176H108V174H106ZM139 177H142V175H138ZM137 176V177H138ZM207 176H208V174H207ZM16 177V176H15ZM19 177V176H18ZM23 177H25L24 175H23ZM22 177V178H23ZM39 177V176H38ZM48 177V176H47ZM66 177V176H65ZM69 177V176H68ZM78 177H76V178H78ZM79 177V178H80ZM99 177V176H98ZM108 177H110V176H108ZM144 177V176H143ZM177 177V176H176ZM217 177V176H216ZM221 177V176H220ZM238 177V176H237ZM245 177H246V175H245ZM21 178V179H22ZM26 178V177H25ZM29 178V177H28ZM31 178H33V176L31 177ZM30 178V179H31ZM44 178V177H43ZM63 178V177H62ZM78 178V179H79ZM86 178V179H85ZM107 178V177H106ZM112 178H113V176H112ZM118 178V177H117ZM121 178V177H120ZM161 178V177H160ZM179 178V177H178ZM204 178L205 177H203L202 178V181H204ZM207 178V177H206ZM211 178V177H210ZM213 178V177H212ZM251 178V177H250ZM15 179V178H14ZM27 179V178H26ZM26 179H24L25 180V182H26ZM34 179V178H33ZM67 179V178H66ZM96 179V178H95ZM94 179V180H95ZM135 179V178H134ZM177 179V178H176ZM214 179H216V178H214ZM238 179V178H237ZM7 180V179H6ZM23 180V181H24ZM40 180V179H39ZM89 180H90V178H89ZM107 180V179H106ZM155 180V179H154ZM212 180V179H211ZM13 181V180H12ZM36 181V180H35ZM96 181V180H95ZM125 181V180H124ZM138 181V180H137ZM70 182V181H69ZM86 182V181H85ZM91 182V181H90ZM252 182V181H251ZM250 182V183H251ZM74 183V182H73ZM81 183V182H80ZM92 183V182H91ZM130 183V182H129ZM133 183V182H132ZM141 183V182H140ZM248 183V182H247ZM246 183V184H247ZM12 184V183H11ZM26 184V183H25ZM76 184V183H75ZM87 184H89V182L87 183ZM94 184V183H93ZM122 184V183H121ZM134 184V183H133ZM163 184V183H162ZM249 184V183H248ZM10 185V184H9ZM13 185V184H12ZM27 185V184H26ZM66 185V184H65ZM119 185V184H118ZM117 185V186H118ZM136 185V184H135ZM29 186V185H28ZM51 186V185H50ZM161 186V184H159V186L158 187H160ZM218 186V185H217ZM248 186V185H247ZM252 186V185H251ZM250 186V187H251ZM110 187V186H109ZM113 187V186H112ZM148 187V186H147ZM156 187V188H155ZM153 189L152 188H150L151 189V192L156 196V195H159V197H160V195L162 194L161 192H162V189H161V187L160 188H157V186H155ZM27 188V187H26ZM33 188H35V187H33ZM38 188V187H37ZM50 188V187H49ZM89 188V187H88ZM124 188H126L127 189V187H124ZM39 189V188H38ZM37 189V190H38ZM116 189V188H115ZM129 189H131V188H129ZM221 189V188H220ZM10 190V189H9ZM30 190H33V189H31V187H30ZM108 190V189H107ZM121 190L123 191L124 189H122V187H121ZM121 190H120V193H124V191L123 192H121ZM134 190H135V188H134ZM91 191V190H90ZM114 191H116V190H114ZM137 191V190H136ZM143 191V190H142ZM147 191V190H146ZM168 191V190H167ZM211 191V190H210ZM221 191V190H220ZM220 191H218V192H220ZM113 192V191H112ZM130 192V191H129ZM133 192V191H132ZM106 193V192H105ZM120 193H117L119 196H120ZM141 193V192H140ZM143 193V192H142ZM161 193V194H160ZM170 193V192H169ZM249 193V192H248ZM121 194V195H122ZM133 194V193H132ZM131 194V195H132ZM201 194H202V192H201ZM242 194V193H241ZM25 195V194H24ZM104 195H106V194H104ZM126 195V194H125ZM216 195V194H215ZM215 195H213V196H215ZM252 195V194H251ZM110 196V195H109ZM163 196V195H162ZM172 196V195H171ZM170 196V197H171ZM174 196V195H173ZM88 197V196H87ZM101 197H103V196H101ZM114 197V196H113ZM122 197V196H121ZM121 197H119V198H121ZM144 197V196H143ZM166 197H167V195H166ZM176 197V196H175ZM208 197V196H207ZM29 198V197H28ZM117 198V197H116ZM122 198H124V196L122 197ZM122 198H121V200H122ZM135 198V197H134ZM156 198H157V196H156ZM161 198V197H160ZM163 198H165V197H163ZM211 198V197H210ZM255 198V197H254ZM259 198V197H258ZM83 199V198H82ZM105 199V198H104ZM110 199V198H109ZM111 199H113V198H111ZM110 199V200H111ZM132 199V198H131ZM174 199V198H173ZM133 200V199H132ZM161 200V199H160ZM184 200H185V198H184ZM124 201V200H123ZM128 201V200H127ZM126 201V202H127ZM142 201V200H141ZM189 201V200H188ZM210 201V200H209ZM256 201V200H255ZM88 202H89V200H88ZM117 202V201H116ZM135 202V201H134ZM148 202V201H147ZM167 202H168V200H167ZM12 203V202H11ZM109 203V202H108ZM115 203V202H114ZM125 203V202H124ZM128 203V202H127ZM141 203V202H140ZM188 203V202H187ZM118 205V204H117ZM129 205V204H128ZM127 205V206H128ZM131 205H132V203H131ZM138 205V204H137ZM216 205V204H215ZM260 205H262V204H260ZM55 206V205H54ZM155 206V205H154ZM172 206V205H171ZM189 206V205H188ZM153 207V206H152ZM10 208V207H9ZM96 208V207H95ZM110 208H111V206H110ZM174 208V207H173ZM203 208V207H202ZM238 208V207H237ZM261 208V207H260ZM4 209V208H3ZM28 209H30V208H28ZM160 209V208H159ZM195 209H198V207L197 208H195ZM1 210H2V207H1ZM17 210V209H16ZM3 211V210H2ZM6 211V210H5ZM8 211V210H7ZM97 211V210H96ZM95 211V212H96ZM102 211H103V209H102ZM105 211V210H104ZM115 211V210H114ZM167 211V210H166ZM99 212V211H98ZM192 212V211H191ZM199 212H200V210H199ZM206 212V211H205ZM40 213V212H39ZM101 213V212H100ZM106 213V212H105ZM130 213H131V211H130ZM203 213V212H202ZM207 213V212H206ZM3 213H1V215H2ZM108 214V213H107ZM137 214V213H136ZM191 214H193V213H191ZM225 214V213H224ZM261 214V213H260ZM187 215V214H186ZM263 215H264V212H263ZM3 216H4V214H3ZM66 216V215H65ZM74 216V215H73ZM112 216V215H111ZM120 216V215H119ZM131 216V215H130ZM133 216V215H132ZM222 216V215H221ZM233 216V215H232ZM5 218H7V216H4ZM189 217V216H188ZM236 217V216H235ZM2 218V217H1ZM40 218V217H39ZM123 218V217H122ZM178 218V217H177ZM191 218V217H190ZM263 218L264 217H261V218H259V216L257 217V216H254L253 217V223H254V226H258V224H259V226L261 225V224H263L264 223V220H263ZM3 219V218H2ZM1 219V220H2ZM4 220H7V219H4ZM22 220V219H21ZM38 220H40V219H38ZM88 220V219H87ZM138 220V219H137ZM197 220V219H196ZM218 220V219H217ZM228 220V219H227ZM246 220V219H245ZM13 221V220H12ZM66 221H68V220H66ZM109 221V220H108ZM181 220H179V222H180ZM191 221V220H190ZM199 221V220H198ZM231 223H225L221 228L219 227V229H217V230H215V229H211V231L210 232H208V234H207V232L206 233H201V234H199V233H197V232H195V234H198V237L195 239L194 238V235H190L189 234V232L188 231H184V235H180L179 237L180 238H178V237H175V236H173L172 234H169L170 233V231H169V233H168V231H167V237H164L163 238V242L162 243H159L158 241L156 242L155 240H154V242H147V241H145V242H141V244L139 243V247H137V249L139 250V252L137 253V255H138V257H140L141 259V261H140V263L139 264H155V261L156 260H159V259H161V258H168V255H167V253H170V250H179V249H183L184 248V246H187V244L186 243H188V244H191V243H194V244H192V245H190L187 249H188V251L189 250H191V251H194V249H195V245L196 244H198L201 248L202 247H206L207 245H208V243L209 242H211V241H213L214 243H216L217 244V248H220V245H227V250H224V251H221V254L220 253H218V252H215L214 250H217V248H214V250H213V252H215V254L218 256V255H220V256H222V257H220V256H218V257H220L221 259H231V258H233V256H234V251H233V249H231L230 247L232 246V244H235V245H237V243H240L239 245H241L242 244V241H241V238H242V233L246 230V229H248V226L247 225H245V223L243 224V225H241V224H237V223H234L233 221H231V220H229ZM1 222V221H0ZM2 222H3V220H2ZM0 223V224H2V226L1 227H6L5 226V224L7 225V222L4 224V223ZM20 222V221H19ZM97 222V221H96ZM162 222V221H161ZM177 222H178V220H177ZM187 222V221H186ZM192 222V221H191ZM190 222V223H191ZM227 222V221H226ZM263 222V223H262ZM15 223V222H14ZM123 223V222H122ZM132 223V222H131ZM163 223V222H162ZM200 223V222H199ZM239 223V222H238ZM9 224V223H8ZM102 224H103V222H102ZM151 224V223H150ZM176 224V223H175ZM214 224V223H213ZM18 225V224H17ZM52 225V224H51ZM54 225V224H53ZM63 225H66L67 226V223L65 222ZM69 225V224H68ZM105 225V224H104ZM131 225H133V224H131ZM158 225V224H157ZM194 225V224H193ZM218 225H219V223H218ZM24 226V225H23ZM44 226V225H43ZM46 226V225H45ZM58 226V225H57ZM60 226V225H59ZM62 226V225H61ZM122 226V225H121ZM141 226V225H140ZM147 226V225H146ZM161 226H162V224H161ZM204 226V225H203ZM28 227V226H27ZM62 227H64V226H62ZM107 227H108V225H107ZM114 227V226H113ZM124 227V226H123ZM131 227V226H130ZM135 227V226H134ZM149 227V226H148ZM148 227H147V229H148ZM150 227H151V225H150ZM163 227H164V225H163ZM192 227V226H191ZM202 227V226H201ZM49 228V227H48ZM60 228V227H59ZM66 228V227H65ZM71 228V227H70ZM91 228V227H90ZM115 228H117V226H115ZM139 228V227H138ZM193 228H195V227H193ZM192 228V229H193ZM62 229V228H61ZM72 229V228H71ZM120 230H121V228H119ZM134 230H135V228H133ZM133 229L131 230V231H133ZM173 229V228H172ZM201 229L202 228H200V231L199 232H201ZM7 230V229H6ZM24 230V229H23ZM47 230H50V228L49 229H47ZM46 230V231H47ZM109 230V229H108ZM150 230V229H149ZM169 230V229H168ZM191 230V229H190ZM195 230V229H194ZM199 230V229H198ZM204 230V229H203ZM258 230H261V227H259L258 228ZM62 231V230H61ZM65 231V230H64ZM64 231H62V232H64ZM67 231V230H66ZM81 231V230H80ZM92 231V233H93V228H91V230L89 231V233ZM130 231V232H131ZM175 231V230H174ZM196 231V230H195ZM2 232V231H1ZM7 232H9V231H7ZM27 231H25L24 233H26ZM127 232V231H126ZM135 232H136V230H135ZM141 232V231H140ZM172 232H173V230H172ZM203 232V231H202ZM19 233H20V230H19ZM23 233V234H24ZM39 233V232H38ZM45 233V231L43 232V234ZM78 233H80V232H78ZM144 233V232H143ZM175 233H176V231H175ZM181 233V232H180ZM42 234V235H43ZM55 234V233H54ZM58 236H59V239H60V237H61V234L59 235V233H56ZM66 234V233H65ZM64 234V235H65ZM71 234V233H70ZM96 234V233H95ZM132 234V233H131ZM207 234V235H206ZM9 235H11V233L9 234ZM52 235V234H51ZM67 235V234H66ZM134 235H136V234H134ZM156 235V234H155ZM164 235H166V234H164ZM176 235V234H175ZM253 235H254V233H253ZM28 236H29V233H28ZM45 236H46V234H45ZM44 236V237H45ZM48 236H50V235H48ZM53 236V235H52ZM57 236V237H58ZM68 236H72V235H68ZM177 236V235H176ZM183 236H185V239H187L186 240V242L183 240L184 239V237ZM247 236V235H246ZM255 236V235H254ZM258 236V235H257ZM1 237V236H0ZM2 237H4V236H2ZM55 237V236H54ZM155 237V236H154ZM27 238H29V237H27ZM31 238V237H30ZM51 238V237H50ZM53 238V237H52ZM136 238V237H135ZM139 238V237H138ZM141 238H142V235H141ZM140 238V239H141ZM175 238H178V240H180L181 238H183L182 240H183V242L185 243V245L183 246V245H181V241L180 242H176V241H178L177 239H175ZM25 239H26V237H25ZM48 239V238H47ZM78 239V241H79V238H77ZM76 239V240H77ZM84 240V238H81V240ZM149 239V238H148ZM156 239V238H155ZM190 239H192V240H195L194 242H192ZM249 239V238H248ZM257 239H259L258 237H257ZM262 239V238H261ZM28 241H30V239H27ZM75 240V241H76ZM82 240V241H83ZM89 240V239H88ZM152 240V239H151ZM158 240V239H157ZM23 241V240H22ZM73 241H74V239H73ZM129 241V240H128ZM132 241V240H131ZM135 241V240H134ZM141 241V240H140ZM153 241V240H152ZM255 241H256V239H255ZM254 241V239L253 240H251L250 241V243L249 244H247V248L244 250V249H242V250H244L242 253H240V255H242V257L244 258V264H264V244H262V242H261V244H258L259 242H260V240H259V242L257 243V242H255ZM262 241L264 242V236H263V239H262ZM21 242V241H20ZM38 242V241H37ZM36 242V243H37ZM40 242H41V240H40ZM63 242V241H62ZM61 242V243H62ZM244 242V241H243ZM26 243V242H25ZM24 243V244H25ZM42 243V242H41ZM46 243H47V240H46ZM50 243V242H49ZM100 243V242H99ZM196 243V244H195ZM31 245H32V243H30ZM80 244H81V242H80ZM109 244V243H108ZM29 246V243L27 244V246H29V247H32V246ZM39 245V244H38ZM41 245V244H40ZM77 245V244H76ZM82 245V244H81ZM41 246H43V245H41ZM55 246V245H54ZM64 246V245H63ZM75 246V245H74ZM88 246V245H87ZM111 246V245H110ZM25 247V246H24ZM29 247H28V250H29ZM34 247V246H33ZM47 247H49V244L47 245ZM93 247H95V246H93ZM211 247V246H210ZM46 248V247H45ZM44 248V249H45ZM65 248V247H64ZM81 248V247H80ZM84 248V247H83ZM97 248V247H96ZM115 248V247H114ZM133 248V247H132ZM237 248H239V246H237ZM30 249H33V248H30ZM41 249V248H40ZM56 249V248H55ZM112 249V248H111ZM117 249V248H116ZM212 249V248H211ZM222 249V248H221ZM27 250V251H28ZM76 250H78V249H76ZM121 250V249H120ZM128 250V249H127ZM136 250V249H135ZM185 250H186V248H185ZM210 250V249H209ZM219 250V249H218ZM52 251V250H51ZM91 251V250H90ZM122 251H123V249H122ZM212 251V250H211ZM208 252V251H207ZM223 252V253H222ZM225 252V253H224ZM31 253H33V252H31ZM81 253V252H80ZM185 253V252H184ZM189 253V252H188ZM204 253H205V251H204ZM211 253V255L212 256H214L215 254H213L212 252H209V254ZM37 254H38V252H37ZM79 254V253H78ZM136 254V253H135ZM195 254V253H194ZM46 255V254H45ZM60 255V254H59ZM63 255V254H62ZM136 255V256H137ZM178 255V254H177ZM188 255V254H187ZM215 255V256H216ZM51 258H52V256H50ZM121 257H122V255H121ZM124 257V256H123ZM134 257V256H133ZM182 257V256H181ZM184 257V256H183ZM190 256H188V258H189ZM80 258V257H79ZM115 258V257H114ZM117 259H118V256L116 257ZM198 258H199V256H198ZM208 258V257H207ZM58 259H60V258H58ZM101 259V258H100ZM184 259V258H183ZM183 259H181V260H183ZM197 258H196V256H195V259L194 260H196ZM61 260V259H60ZM115 260V259H114ZM190 259H188V261H189ZM1 261V260H0ZM116 261V260H115ZM123 261V260H122ZM202 261V260H201ZM224 261H226V260H224ZM243 261V260H242ZM69 262V261H68ZM104 262V261H103ZM120 262V261H119ZM133 262H134V260H133ZM137 262V261H136ZM192 261L190 260V263H191ZM200 262V261H199ZM211 262V261H210ZM229 262V261H228ZM94 263V262H93ZM105 263V262H104ZM107 263H109V262H107ZM111 263H112V260H111ZM222 263H223V261H222ZM68 264V263H67ZM97 264H98V262H97ZM124 264V263H123ZM134 264V263H133ZM174 264V263H173ZM213 264V263H212ZM228 264V263H227Z\"/></svg>", "mask_w": 264, "mask_h": 264}]
</instances>
